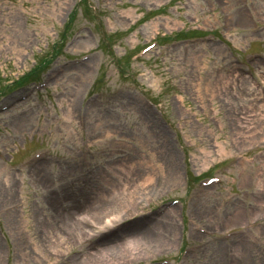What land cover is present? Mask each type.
Segmentation results:
<instances>
[{"label": "rangeland", "instance_id": "374dc122", "mask_svg": "<svg viewBox=\"0 0 264 264\" xmlns=\"http://www.w3.org/2000/svg\"><path fill=\"white\" fill-rule=\"evenodd\" d=\"M263 22L264 0H0V88L6 87L0 93V149L10 159L42 150L44 162L37 166L49 178L42 184L33 170L13 174L0 162V209L18 204L17 221L3 214L17 264H46L54 238L65 232L70 239L49 264L80 249V260L88 264H152L164 257L173 264H264V122L259 119H264V54L245 59L250 49L264 53ZM254 29L258 33L247 37ZM176 31L212 35L172 43L157 39ZM155 39L158 43L145 50ZM47 58L51 61L40 76L47 90L33 84L10 89ZM217 81L222 89L210 97V85ZM250 84L254 93L248 95ZM17 95L24 99L11 104ZM245 121L250 124L241 131L238 125ZM213 166L219 181L195 182ZM148 171L158 186L134 207L124 205L119 218L136 214L142 218L135 226H143L162 198L179 196L186 206L191 194L200 198L192 214L190 206L185 214L181 206L169 209L148 230L158 235L154 241L141 245L144 238L131 235L139 245L130 255L117 254L129 237L117 238L130 225L110 234L89 227L98 236L81 240L68 233L70 218L58 220L59 207L69 209L70 217L108 191H129ZM88 177H101L105 191L94 198L79 195L74 210L70 193L80 191ZM63 183L70 193L61 189ZM45 184L60 189V195L50 200ZM3 186H11V192ZM181 212L212 236L245 229L251 218L254 225L224 243L206 237L209 243L182 257L180 246L192 235ZM101 239L111 245L88 251V240ZM237 241L245 244L240 250L231 248ZM99 255L107 258L93 261Z\"/></svg>", "mask_w": 264, "mask_h": 264}, {"label": "bare ground", "instance_id": "6f19581e", "mask_svg": "<svg viewBox=\"0 0 264 264\" xmlns=\"http://www.w3.org/2000/svg\"><path fill=\"white\" fill-rule=\"evenodd\" d=\"M238 19L240 20V23L242 24L243 23L242 17L239 16ZM218 81L215 84L210 85V88H209V90H210L209 96L210 97H213V95L218 94L220 92V90L222 89L221 87H219L217 85L220 82V81L219 82ZM250 85H251V88H248V89L252 90V92L251 93H248V95H251L252 93H254V86L252 88V84H250ZM223 87L225 88V85H223ZM260 107H261V105L259 106V108ZM259 119L261 120V122H264V119H262L261 117H259ZM249 124L250 123L248 122L247 125H246V121H245V125L244 126L238 125V127H239L238 129L241 130V129L247 127ZM106 133H108V132H106ZM202 163L203 162H201V164ZM38 164L40 165V162L37 163L36 165H34L31 168V170H33V174L32 175H34L33 176L34 178L39 179L38 181L43 184V183H46L48 181V179H47V176L45 175L44 167L37 166ZM127 168L130 169V172H132V173H130V175H133V172L135 170L134 163L130 161L129 162V165H127ZM99 178L101 179V177H99ZM132 178L134 179L133 176H132ZM132 178H130V180H133ZM152 178H153L152 177V173H147L143 177H138L137 176L134 179L136 185H135V187L133 189H135L136 186H144L145 184H148V183L152 182L153 181ZM90 179H91V177H88L87 182H85L83 184L84 187L81 188L79 192H76V190H75V192H76L74 194L75 197L72 194H70L71 197H74V200L79 199V196L78 195H80V193L82 194L81 195V198L83 196H85V197L90 196L89 198H94V197H96V195L101 194V193H103V191H105V189L100 188V182H101L100 179H91V180ZM122 181H124V180L122 179ZM3 182L4 183H7V185H9V182L10 181L8 179H5ZM45 186H47L48 188L51 187V186H48L47 184H45ZM3 187H4L3 189H5V191H6V193L9 194L11 192V186H8V187L3 186ZM61 189H64L67 192V190L64 187L61 188ZM48 192L49 193H47V194L50 197V200L53 199L56 195H60L58 193V190L57 189H51ZM149 192L150 191H145V192H142V193L134 194V192L131 191L130 192V196L126 200L119 202L116 207H113V208H110V209H107L106 210V208L111 207V205H112V204H109V206H106V207L104 206V207H102V208H100L98 210H95L93 212H90L88 214L89 221L92 222V223H94L98 230H101V231L102 230H105L106 233L110 234V233L114 232L116 230V228H117V227L113 228L112 227V223L121 218V217L119 218L118 216H120L122 210L124 209V207H125L124 205H126L125 208H127V207H134L136 205V203L140 200V198L143 199V200H146L147 199V196L146 195ZM64 194H67V193H64ZM122 202H124V204ZM77 207H78V204L74 205L73 206V209L75 210ZM71 209L72 208H70V210ZM243 209H244V207H242L241 209H238L237 211H235L236 214L239 213V212H241V210H243ZM67 210H69V209L59 207L57 213H55L56 216H57V218H58V220L61 221V223H65V222L67 223L68 219L72 217V214H73L74 211L71 212V215L69 217ZM13 213H14V211L8 212L6 214L8 216V220L17 221V218L18 217L15 218V216H14ZM71 221H73V220H70V222H68L65 225V227H68L69 225L72 227V224L73 223ZM73 225L74 226H73L72 230H73V235L75 237H77L79 235H81V238L84 237V236L88 237V236H90L92 234L90 231H84L83 230L84 228H87V227L81 221L77 224V227H75V223ZM76 228H78V230H80V231L78 232L76 230ZM46 235H47V237L50 238V234L48 233V231H47ZM58 235H60V234H58ZM157 236L158 235H155V234L153 235L150 232L149 233H146L144 235H141L140 238H144V240H140L141 245H143L145 242L148 243V242L154 241L157 238ZM51 238H52V236H51ZM134 241H135L134 238H130V239H128V240L120 243L119 249L117 251V254L118 255L121 254V255L125 256L127 254L130 255L131 253H133L132 252V250L134 248L133 246L139 245V244H134ZM135 242H138L139 243V240H137ZM244 245L245 244L242 245V242L237 241V243L235 245H233L231 248H237L238 250H240L242 246L244 247ZM88 253L89 252H86V254H88ZM105 258H107V256H105V255L94 256L93 257V261L100 262V261H102ZM73 261H74L75 264H88L87 262H84V261L80 260V256L77 257V258H75ZM236 261L237 262H239V261L241 262L242 259H239V260L236 259Z\"/></svg>", "mask_w": 264, "mask_h": 264}]
</instances>
